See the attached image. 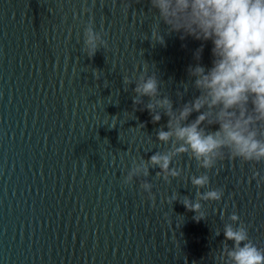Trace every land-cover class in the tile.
Wrapping results in <instances>:
<instances>
[{
  "label": "water",
  "instance_id": "obj_1",
  "mask_svg": "<svg viewBox=\"0 0 264 264\" xmlns=\"http://www.w3.org/2000/svg\"><path fill=\"white\" fill-rule=\"evenodd\" d=\"M90 20L107 41L91 57ZM157 25L164 44L151 40ZM211 47L169 32L149 0H0V264H218L233 212L264 248V183L249 181L254 170L264 175V161L225 158L205 170L182 154L170 182L150 168L122 183L133 158L165 150L155 132L168 119L153 123L143 104L134 107L135 85L123 76L134 79L147 62L175 109L198 95L187 68L211 67ZM201 172L224 194L201 201L197 221L180 200L194 199L189 177ZM172 193L179 199L169 202Z\"/></svg>",
  "mask_w": 264,
  "mask_h": 264
},
{
  "label": "clouds",
  "instance_id": "obj_2",
  "mask_svg": "<svg viewBox=\"0 0 264 264\" xmlns=\"http://www.w3.org/2000/svg\"><path fill=\"white\" fill-rule=\"evenodd\" d=\"M149 3L169 32L179 33L181 39L190 36L210 41L212 61L208 68L200 63L188 66V75L194 78L191 85L198 95L175 109L169 96L160 93V81L155 73H149L147 62L139 75L134 74V79L123 76L124 85H135L134 107L143 104L141 110L147 109L153 123L160 121L161 114L168 119L155 132L156 140L166 146L165 150L155 151L147 159L133 158L122 183L131 185L134 178L147 177L150 168H158L156 177L170 182V178L181 176L182 169L170 165L182 154L194 159L198 169L205 170L225 158L253 164L264 161V0H149ZM158 28L159 25L151 30V40L164 44ZM83 45L89 57L107 47V41L101 32L94 30L91 20L83 29ZM202 51L203 43L193 53L195 60H200ZM177 95L183 93L178 90ZM143 97L148 98L147 103ZM193 113L195 118L189 119ZM212 125L218 127L213 130ZM189 179L196 189L195 197L183 196L180 202L196 213L194 219L198 221L205 216L201 201H220L224 190L208 188L207 172ZM252 179L257 187L264 183V175L259 171L252 172L249 181ZM139 187L149 199L155 200L152 183L141 180ZM165 199L173 202L179 199V194L172 193ZM228 220L231 223L223 226L224 241L213 255L214 261L264 264V248L253 243L247 225L236 212ZM219 234L217 231L216 235ZM227 241H232L231 247Z\"/></svg>",
  "mask_w": 264,
  "mask_h": 264
}]
</instances>
